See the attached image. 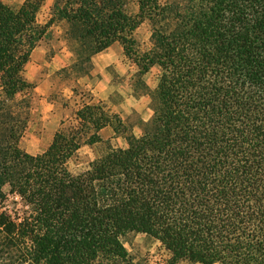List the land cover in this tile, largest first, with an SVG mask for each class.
Masks as SVG:
<instances>
[{"label":"trees","instance_id":"16d2710c","mask_svg":"<svg viewBox=\"0 0 264 264\" xmlns=\"http://www.w3.org/2000/svg\"><path fill=\"white\" fill-rule=\"evenodd\" d=\"M42 1L0 0V264H150L126 246L135 233L167 252L155 264H264V0H52L41 23ZM55 21L73 55L58 73L88 74L117 42L151 115L83 102L29 154L18 142L36 83L23 69ZM100 143L69 170L82 146ZM4 187L21 213L5 208Z\"/></svg>","mask_w":264,"mask_h":264},{"label":"rangeland","instance_id":"374dc122","mask_svg":"<svg viewBox=\"0 0 264 264\" xmlns=\"http://www.w3.org/2000/svg\"><path fill=\"white\" fill-rule=\"evenodd\" d=\"M24 0H2L11 7H18ZM52 0H43L37 12V19L44 23L49 17V8ZM53 36L42 41L31 53L23 75L37 85L32 103V116L20 137L19 147L29 154L44 151L50 143L53 132L59 126L60 120L69 119L73 111L83 102L102 101L107 105L110 113H131L137 111L143 119L151 115L149 97L141 95L138 98L132 95V83L135 79L136 65L128 59L119 43L114 42L110 48L102 51L97 60L101 73L75 75L74 73H58L57 71L71 63L73 55L66 46L62 36V24L55 21L52 25ZM136 40L141 50L149 47V29L146 24L140 25L135 31ZM59 58V59H58ZM64 60V61H63ZM96 76L100 77L96 80ZM158 68L153 66L143 75L145 83L154 87L157 82ZM75 88L73 91L72 88ZM41 111V112H40ZM133 132L139 136L141 129L138 126ZM112 131L106 127L101 131L106 139ZM114 146H124L123 138L112 139ZM104 144L100 143L90 148L82 146L78 157L68 161L67 166L72 172L85 168L89 159H92ZM5 208L10 212L21 213L22 203L18 196L8 192ZM127 248L137 258H147L150 264L166 257L167 252L158 241L149 239L143 233H135L128 238ZM185 264V263H183ZM216 264V263H215Z\"/></svg>","mask_w":264,"mask_h":264},{"label":"crops","instance_id":"0c3cea01","mask_svg":"<svg viewBox=\"0 0 264 264\" xmlns=\"http://www.w3.org/2000/svg\"><path fill=\"white\" fill-rule=\"evenodd\" d=\"M111 46V45H110ZM110 46L107 48V49H109L110 48ZM106 49V50H107ZM102 52H99V53H97V54H95L94 56H93V58H92V62H93V67H92V71H91V74H94V73H101V68L98 66V63H97V60L100 58V56L99 55H103V54H101ZM59 59V58H58ZM64 61V60H63ZM28 63V62H27ZM26 63V64H27ZM26 64H25V66H24V69H25V67H26ZM24 69H23V71H24ZM97 78H96V80H99V78L100 77H98V76H96ZM29 81H31V80H29ZM37 85V84H36ZM36 87L37 86H35V88H34V93H35V89H36ZM41 112V111H40ZM54 133V132H53Z\"/></svg>","mask_w":264,"mask_h":264}]
</instances>
